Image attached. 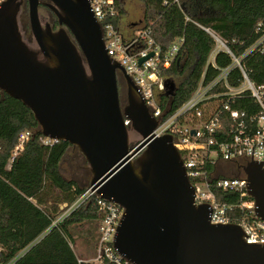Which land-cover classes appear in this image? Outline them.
I'll return each instance as SVG.
<instances>
[{
  "label": "water",
  "instance_id": "obj_1",
  "mask_svg": "<svg viewBox=\"0 0 264 264\" xmlns=\"http://www.w3.org/2000/svg\"><path fill=\"white\" fill-rule=\"evenodd\" d=\"M25 3L35 46L20 29ZM41 4L58 29L43 22ZM106 49L89 0L0 3V90L30 108L43 136L77 147L92 172L91 190L124 208L114 237L119 254L135 264H264V242L246 241L240 224L211 222V206L196 204L172 135H155L157 119ZM131 130L141 136L134 146ZM263 163L253 160L252 147L245 185L262 220Z\"/></svg>",
  "mask_w": 264,
  "mask_h": 264
},
{
  "label": "trees",
  "instance_id": "obj_2",
  "mask_svg": "<svg viewBox=\"0 0 264 264\" xmlns=\"http://www.w3.org/2000/svg\"><path fill=\"white\" fill-rule=\"evenodd\" d=\"M140 1L145 8L143 22L153 21V37L164 51L177 38L185 40L166 71L167 86L161 95V105L163 108L169 105V113L188 100L203 75L205 81H210L217 75L218 68L232 62L231 56L221 51L215 56L216 67L208 63L216 42L202 26L211 28L227 41L236 55H241L257 38L255 25L264 21V0ZM117 8L120 18L124 14L121 0H117ZM244 61L250 78L255 84L264 85V53L253 51ZM238 78L240 73L234 70L229 81L238 85ZM234 107L248 113L258 110L249 92L237 100ZM26 129L33 133L10 162L18 135ZM42 137L30 108L0 90V262L95 264L79 261L72 233L73 226L86 223H94L97 231L99 214L94 198L60 218L57 212L59 202L71 205L87 189L65 178L61 172V164L72 145L64 140L46 145ZM230 165L235 166L237 176L243 173L246 164ZM214 191L221 201L237 199L236 193L218 188ZM51 198L57 201L56 205L49 204ZM240 213L237 211L236 215ZM93 237L96 244L98 233Z\"/></svg>",
  "mask_w": 264,
  "mask_h": 264
},
{
  "label": "built area",
  "instance_id": "obj_3",
  "mask_svg": "<svg viewBox=\"0 0 264 264\" xmlns=\"http://www.w3.org/2000/svg\"><path fill=\"white\" fill-rule=\"evenodd\" d=\"M3 1L0 0V3ZM89 2L101 26L108 55L124 67L139 89L149 112L158 121L153 132L157 137L172 135V142L181 153L186 175L195 189L196 204L207 203L211 206V222L240 224L247 234H244L246 241L257 244L264 242V220L255 213V201L247 191L244 169L237 176L219 171L221 164L241 162L247 165L252 161V147L253 160L264 159V85H257L250 78L244 61L253 51L264 53V21L255 25L254 33L257 38L241 55H236L227 41L211 28L202 26L216 42L208 63L216 67L215 56L221 51L229 54L232 62L218 68L217 75L210 81H205L203 75L188 100L169 113V105L166 108L161 105V95L166 89V71L181 50L184 37L177 38L164 51L153 37L152 20L125 36L119 28L117 0ZM150 54L152 55L149 56ZM146 57L148 58L140 63ZM234 70L240 73L238 85L229 81ZM246 92L258 104V110L254 113L234 107V103ZM225 123L228 124L226 128ZM32 133L30 129L19 133L10 162L23 150ZM41 139L46 145L57 142L45 136ZM262 166L264 167V163ZM215 188L236 193L237 199L231 202L221 201L214 191ZM90 198H94L99 214L98 239L92 263L135 264L119 254L114 245L117 227L124 212L121 205L103 198L89 187L75 202L65 205L62 216ZM237 211L241 213L236 215Z\"/></svg>",
  "mask_w": 264,
  "mask_h": 264
},
{
  "label": "rangeland",
  "instance_id": "obj_4",
  "mask_svg": "<svg viewBox=\"0 0 264 264\" xmlns=\"http://www.w3.org/2000/svg\"><path fill=\"white\" fill-rule=\"evenodd\" d=\"M122 7L124 8V14L120 17L119 28L123 35L129 36L135 30V25L139 26L144 25L143 16H144V5L140 0H121ZM39 13L41 19L44 23L46 21L49 24H52L53 20L56 19L55 15L44 5L39 7ZM142 19V20H141ZM142 21V23H140ZM136 23V24H135ZM19 24L22 35L25 41L31 46H35V41L30 29L29 17H28V8L27 5H24L21 9L19 15ZM58 29V28H55ZM121 78V90H122V106L127 103V94L126 86ZM141 140V136L131 130L130 131V145L134 146ZM219 171L227 175H235V166L230 164H221L219 166ZM61 172L63 176L67 179L75 180L81 187L89 188L92 178V172L88 162L85 160L84 156L80 153L77 147L71 146L66 157L64 158L61 164ZM58 192V191H57ZM58 194V193H57ZM57 199V197H56ZM57 201H54L52 198L49 201V204L56 205ZM66 202H59V209L57 210L58 217L60 218L65 210ZM57 217V218H58ZM94 223H86L84 225H75L72 227V233L75 238L73 243V248L82 261L92 262L95 256V240L93 235L97 232Z\"/></svg>",
  "mask_w": 264,
  "mask_h": 264
},
{
  "label": "flooded vegetation",
  "instance_id": "obj_5",
  "mask_svg": "<svg viewBox=\"0 0 264 264\" xmlns=\"http://www.w3.org/2000/svg\"><path fill=\"white\" fill-rule=\"evenodd\" d=\"M43 2L44 1H46V0H42ZM41 5H43V4H41ZM40 5V6H41ZM45 6V5H44ZM46 7V6H45ZM48 8V7H47ZM49 9V8H48ZM50 10V9H49ZM51 11V10H50ZM52 12V11H51ZM53 13V12H52ZM54 14V13H53ZM55 15V14H54ZM55 17H56V15H55ZM51 25V27L53 28V29H55V28H59V23H58V20H57V17H56V19H54L53 20V22H52V24H50ZM120 77H122V76H120ZM119 77V96H120V101H121V99H122V95H121V93H122V90H121V78ZM123 79V78H122Z\"/></svg>",
  "mask_w": 264,
  "mask_h": 264
},
{
  "label": "crops",
  "instance_id": "obj_6",
  "mask_svg": "<svg viewBox=\"0 0 264 264\" xmlns=\"http://www.w3.org/2000/svg\"><path fill=\"white\" fill-rule=\"evenodd\" d=\"M142 20V19H141ZM119 21H120V18H119ZM143 21V20H142ZM142 21H140V23H142ZM136 24V23H135ZM140 27L138 24L135 25V29Z\"/></svg>",
  "mask_w": 264,
  "mask_h": 264
}]
</instances>
